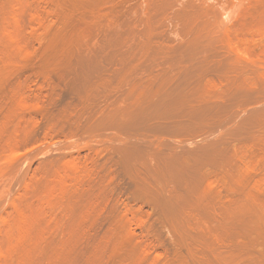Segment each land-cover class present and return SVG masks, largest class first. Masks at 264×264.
Instances as JSON below:
<instances>
[{
    "label": "rangeland",
    "instance_id": "obj_1",
    "mask_svg": "<svg viewBox=\"0 0 264 264\" xmlns=\"http://www.w3.org/2000/svg\"><path fill=\"white\" fill-rule=\"evenodd\" d=\"M0 264H264V0H0Z\"/></svg>",
    "mask_w": 264,
    "mask_h": 264
},
{
    "label": "bare ground",
    "instance_id": "obj_2",
    "mask_svg": "<svg viewBox=\"0 0 264 264\" xmlns=\"http://www.w3.org/2000/svg\"><path fill=\"white\" fill-rule=\"evenodd\" d=\"M223 2V1H222ZM202 5V4H201ZM200 7V6H199ZM202 7V6H201ZM204 7V6H203ZM216 7V6H215ZM211 8V7H210ZM215 9V8H214ZM220 9V8H219ZM200 10V9H199ZM218 14V13H217ZM225 14V13H224ZM227 15V14H226ZM15 159H17V160H19V157L18 158H15ZM15 161V160H14ZM14 161H13V163H14ZM21 161H22V159H21ZM17 162V161H16ZM19 163V162H18ZM17 163V164H18ZM15 164V163H14Z\"/></svg>",
    "mask_w": 264,
    "mask_h": 264
}]
</instances>
